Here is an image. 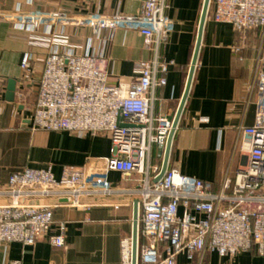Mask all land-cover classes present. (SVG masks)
I'll return each instance as SVG.
<instances>
[{
	"label": "built area",
	"instance_id": "1",
	"mask_svg": "<svg viewBox=\"0 0 264 264\" xmlns=\"http://www.w3.org/2000/svg\"><path fill=\"white\" fill-rule=\"evenodd\" d=\"M209 16L240 35L254 33L259 42L251 89L257 96L255 123L238 130L240 150L247 159L235 178H225L217 191L213 183L181 174L171 158L157 181L178 113L157 117L153 111L155 91L167 84L168 64L158 57L152 62L141 60L136 79L126 86H112L109 59L94 51L81 53L62 31L66 27L135 31L151 44L148 49L153 44L156 51L169 41L176 26L166 14L164 0H145L136 16L0 10V22L30 32V45L48 50L36 86L32 128L102 135L111 142L109 157L89 156L81 167L65 166L59 179L51 167L14 172L2 190L11 203L0 205V247L13 243L33 247L47 239L63 248L66 225L58 224L53 231L55 211H87L93 205L85 200L123 193L109 181L110 174L117 173L125 180L140 176L130 191L138 197L136 264H179L182 255L189 263L198 257L197 264H204L207 254L232 260L251 252L264 259V0H210ZM56 29L60 33L55 34ZM34 61L33 54H26L21 63L27 79ZM155 150L160 166L152 164ZM45 199L56 203H38ZM121 252L122 264H133V236L123 240Z\"/></svg>",
	"mask_w": 264,
	"mask_h": 264
},
{
	"label": "crops",
	"instance_id": "2",
	"mask_svg": "<svg viewBox=\"0 0 264 264\" xmlns=\"http://www.w3.org/2000/svg\"><path fill=\"white\" fill-rule=\"evenodd\" d=\"M145 0H0V10L33 13H100L136 16ZM166 14L176 22L169 41L154 50L152 44L135 31L95 32L66 27L63 33L81 53L94 51L109 59V83L129 85L137 78L139 61L156 57L169 66L165 87L154 94L155 116H174L186 92L206 0H164ZM40 33L42 29H39ZM60 33L56 29L55 34ZM32 34L12 24L0 22V205L11 203L2 191L14 172L51 167L60 178L65 166L81 167L87 157H109L111 142L102 135L78 136L69 132L34 130L32 118L48 50L30 45ZM259 42L255 34H238L231 25L216 23L209 16L195 67L192 85L171 150V164L181 174L210 182L217 191L225 178L234 179L246 162L240 150L241 127H251L256 118V94L251 93ZM237 49H242L237 51ZM26 54H33V74L27 79L21 69ZM17 81L14 101L6 99L8 82ZM152 164L160 166L154 151ZM140 176L125 180L112 173L109 181L121 192L108 198L85 200L87 210L59 208L55 228L66 225V244L54 247L47 239L33 247L13 243L0 247V264H122L121 244L134 233L135 204L130 193ZM127 192V193H126ZM53 205L54 199L38 201ZM118 206V208H116ZM189 263L180 256L179 264ZM204 264H264L254 252L235 259L207 254Z\"/></svg>",
	"mask_w": 264,
	"mask_h": 264
},
{
	"label": "water",
	"instance_id": "3",
	"mask_svg": "<svg viewBox=\"0 0 264 264\" xmlns=\"http://www.w3.org/2000/svg\"><path fill=\"white\" fill-rule=\"evenodd\" d=\"M209 6H210V0H206L204 8H203L202 18H201L199 33H198L197 45H196V49H195V53H194V57H193V62H192L191 70H190V75H189V79H188L186 92L184 94L183 100L181 102V105L179 107L178 113H177L176 118H175L174 129L171 133V136H170L169 142H168V146L166 149L162 173H161L160 178L157 181H159L162 178V176L164 175V173L166 172L167 167H168L173 141H174L176 131H177V128H178V125H179V122H180L186 101H187L188 96H189L190 88L192 85L195 67L197 64V60H198V56H199V52H200V48H201V44H202L204 28H205V24H206V21L208 18ZM16 91H17V81L16 80H10L8 82L6 99L8 101H11V102L14 101ZM137 218H138V205L136 203L135 204V217H134V233H133V243H134L133 264H136V260H137V231H138Z\"/></svg>",
	"mask_w": 264,
	"mask_h": 264
},
{
	"label": "rangeland",
	"instance_id": "4",
	"mask_svg": "<svg viewBox=\"0 0 264 264\" xmlns=\"http://www.w3.org/2000/svg\"><path fill=\"white\" fill-rule=\"evenodd\" d=\"M242 49H240V51H241Z\"/></svg>",
	"mask_w": 264,
	"mask_h": 264
}]
</instances>
